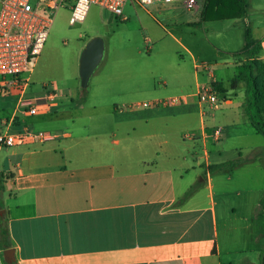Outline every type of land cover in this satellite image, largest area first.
<instances>
[{
	"label": "rangeland",
	"instance_id": "374dc122",
	"mask_svg": "<svg viewBox=\"0 0 264 264\" xmlns=\"http://www.w3.org/2000/svg\"><path fill=\"white\" fill-rule=\"evenodd\" d=\"M186 1L146 7L128 3L122 16L91 5L85 20L74 25L69 24L71 3H65L54 14H47L52 24L26 95L39 92L44 84L52 85L59 95V106L51 108L48 129L58 134V130L69 131L74 137L88 136L59 138L61 145L67 146L69 158L92 156L84 151L95 149V145H143L142 152L151 151L153 158L157 151L158 158L167 154L179 163L198 166L202 164L199 156L203 145H207L211 153L222 149L223 160L241 161L231 169V181L226 182L233 194L225 199L216 196L218 239L221 248L229 251L227 255L222 253L221 262L243 264L246 259L250 264H259V252L264 248V217H253L252 210L264 194V160L251 158L261 150L264 140L241 110L238 117L244 85L231 91L229 83L243 60L235 54L241 51L245 28H251L254 39L259 36L253 29L262 27L260 4L249 0L246 19L200 22L206 0H194L192 10ZM93 37L102 39L104 55L87 87L82 88L78 60ZM213 82L226 91L217 93L219 99L228 97L230 104L220 103L217 109L203 105L201 109L191 98L188 104L173 108H130L140 101L191 95L197 85L211 84L214 88ZM17 99L16 94L0 95L1 131ZM25 121L30 129L46 128L40 116ZM216 129L220 130L218 139L213 136ZM130 152V157H142L138 150ZM217 160V153L211 154V162ZM212 178L217 188L221 176L214 173ZM10 196L9 189L0 188V212ZM232 207L234 213L230 212Z\"/></svg>",
	"mask_w": 264,
	"mask_h": 264
},
{
	"label": "crops",
	"instance_id": "0c3cea01",
	"mask_svg": "<svg viewBox=\"0 0 264 264\" xmlns=\"http://www.w3.org/2000/svg\"><path fill=\"white\" fill-rule=\"evenodd\" d=\"M258 3L262 27L252 29L259 33V58L264 60V0ZM50 111L37 115L46 128L34 126L33 131L58 134L46 125ZM37 116L14 109L8 131L21 132L25 119ZM58 131V139L45 143L0 147V188L12 194L0 212L6 229L0 264H7L2 255L6 249L13 250L10 264H225L221 256L229 251L218 239L216 196L233 194L226 186L233 173L208 172L209 166L229 161L222 159V149H215L218 160L212 163L214 153L203 145L198 166L167 154L158 158L157 151L153 158L151 151L142 152L143 145H95L84 151L92 156L69 158L59 138L88 136ZM131 150L142 157H130ZM253 155L251 159L262 160L263 145ZM214 173L221 176L218 190ZM259 200L253 204L255 218L264 217L254 213Z\"/></svg>",
	"mask_w": 264,
	"mask_h": 264
},
{
	"label": "built area",
	"instance_id": "2783aa9c",
	"mask_svg": "<svg viewBox=\"0 0 264 264\" xmlns=\"http://www.w3.org/2000/svg\"><path fill=\"white\" fill-rule=\"evenodd\" d=\"M181 0H0V95L16 94L18 96L16 112L27 116L47 113L57 103L59 95L52 85L44 84L41 90L26 95L32 86L30 75L34 65L42 53L47 40L52 19L47 14H54L65 3H71L69 24L83 22L91 5L122 16L124 7L130 3L142 7L157 3L174 4ZM187 8L192 10L194 0H187ZM126 20L125 18H123ZM212 76V75H211ZM212 83V82H211ZM214 83V82H213ZM211 84L197 85L191 95L170 96L136 102L130 108L163 109L173 108L189 103L195 98L198 105H209L214 109L220 103L227 104L229 98L222 101ZM11 122H5V130H0V147L10 148L29 143H45L58 139L59 135L50 132H35L25 127L21 132L8 131ZM220 130L213 131L214 139H218Z\"/></svg>",
	"mask_w": 264,
	"mask_h": 264
},
{
	"label": "trees",
	"instance_id": "16d2710c",
	"mask_svg": "<svg viewBox=\"0 0 264 264\" xmlns=\"http://www.w3.org/2000/svg\"><path fill=\"white\" fill-rule=\"evenodd\" d=\"M249 0H206L200 12V22L240 20L246 17ZM261 41L254 39L251 28H245L241 51L235 56L243 60L237 66V72L229 83L231 91L244 85V100L241 111L250 127L264 140V60L259 58ZM217 93H225L220 83H214ZM264 158V145H263ZM239 160H230L208 167V172L228 170L236 167ZM256 214L264 215V194L256 207ZM6 236V229L0 224V241ZM259 264H264V248L259 252Z\"/></svg>",
	"mask_w": 264,
	"mask_h": 264
},
{
	"label": "water",
	"instance_id": "95a60500",
	"mask_svg": "<svg viewBox=\"0 0 264 264\" xmlns=\"http://www.w3.org/2000/svg\"><path fill=\"white\" fill-rule=\"evenodd\" d=\"M103 55L104 43L102 39L98 37L89 39L83 47L78 60V72L82 88L87 87L89 79L100 64ZM2 255L7 264H10L14 260L12 249L4 250Z\"/></svg>",
	"mask_w": 264,
	"mask_h": 264
}]
</instances>
